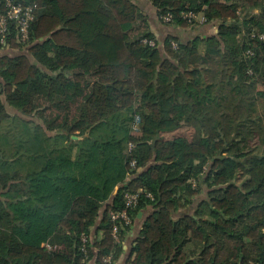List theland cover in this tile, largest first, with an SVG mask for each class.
I'll return each instance as SVG.
<instances>
[{
	"label": "trees",
	"instance_id": "1",
	"mask_svg": "<svg viewBox=\"0 0 264 264\" xmlns=\"http://www.w3.org/2000/svg\"><path fill=\"white\" fill-rule=\"evenodd\" d=\"M7 1L34 9L0 44V264H114L125 210L129 264H264V0H147L219 25L161 42L134 0Z\"/></svg>",
	"mask_w": 264,
	"mask_h": 264
},
{
	"label": "built area",
	"instance_id": "2",
	"mask_svg": "<svg viewBox=\"0 0 264 264\" xmlns=\"http://www.w3.org/2000/svg\"><path fill=\"white\" fill-rule=\"evenodd\" d=\"M6 13L0 14V44H4L5 35L8 33L9 27L8 24L12 22L14 25V29L16 32V39L20 43H25L28 40L29 35V26L30 23L33 20V9L34 7L28 6L24 7L20 4H12L10 1H7L6 3ZM184 18L187 19L189 22H192L195 18H197V15L193 13H186L184 15ZM171 19L170 15H167L164 17L165 21H169ZM149 45H153L152 42H149ZM131 166H135V162H131ZM138 196L139 194H132L125 196L126 205L127 207L135 206L138 202ZM150 196V195H148ZM110 219L112 222H119V224H115V226L112 229V237H116V234L119 232V225H122L121 227H126L131 224V217L127 213V211H123L121 213H113L110 215ZM83 241L86 242L85 239ZM111 260V257H105L103 261L105 263H108Z\"/></svg>",
	"mask_w": 264,
	"mask_h": 264
},
{
	"label": "rangeland",
	"instance_id": "3",
	"mask_svg": "<svg viewBox=\"0 0 264 264\" xmlns=\"http://www.w3.org/2000/svg\"><path fill=\"white\" fill-rule=\"evenodd\" d=\"M142 6L145 9H141V19H139L137 21V23L135 24V32L134 34L137 37L143 36L144 35V30H143V23L146 22L147 25L149 26V28L152 26L158 30H162L164 31L163 34H159L158 32L155 33L156 39L161 42L163 41V39L166 37V35H168L167 33H174V31H171L170 28H166V26H164V24H162L161 22L156 20V10L155 9H149V2L147 0H142ZM247 9H239V14L244 15V13H246ZM254 14V13H253ZM197 18H195L194 20H192V24H193V29L191 30H185L183 32H188L185 34H188L189 36H194V35H198L197 37H203L204 35H211V34H216L217 31V27L219 26L218 24L214 23V22H209V21H205L204 22V16L202 14H196ZM248 15V13H247ZM256 15V13L254 14ZM258 15V14H257ZM181 33H183L182 31H180ZM179 33V30L177 32V34ZM182 37L186 36V35H181ZM6 52V51H5ZM4 53V50H0V55H2ZM9 53H11L9 51ZM14 52H12L13 54ZM88 79V78H87ZM260 87V86H259ZM261 89L263 90L264 87L262 86ZM10 112V111H9ZM12 113V112H10ZM141 123V117L136 116L133 122V131L138 132L140 127L139 124ZM194 131L191 128H187V127H183L180 130L177 131L176 134L178 135H183L185 136L187 139H191V136L193 135ZM244 177L240 178L238 180L239 183H242L244 181ZM263 191V190H262Z\"/></svg>",
	"mask_w": 264,
	"mask_h": 264
},
{
	"label": "crops",
	"instance_id": "4",
	"mask_svg": "<svg viewBox=\"0 0 264 264\" xmlns=\"http://www.w3.org/2000/svg\"><path fill=\"white\" fill-rule=\"evenodd\" d=\"M135 2H138V3H141L142 0H134ZM149 9H154L151 4L149 3ZM152 31L154 33H159V34H163L164 32H162L161 30H158L156 28H154L152 26ZM179 30V33L178 35H183L185 34L183 31V33H181L180 29H171V31H174L175 34H177ZM148 212V211H147ZM148 213H144V214H138V216L136 217V219L132 220V223H131V226L126 229V230H123V231H120L116 234V237L115 239L117 240L118 244L121 245L122 247V253L121 255H119L118 258L115 259L114 261V264H129L128 263V258L129 256L131 255V251H132V248L134 247V244H135V240H137V238L139 237L140 235V232H141V228H142V224H143V221L145 220L146 216H147ZM92 237H100L102 236L103 234L101 232H96V230H93V233H92ZM106 236H111L112 237V232L107 234Z\"/></svg>",
	"mask_w": 264,
	"mask_h": 264
}]
</instances>
